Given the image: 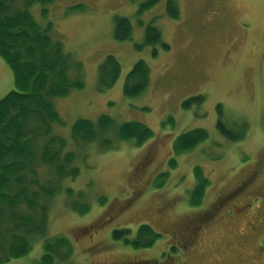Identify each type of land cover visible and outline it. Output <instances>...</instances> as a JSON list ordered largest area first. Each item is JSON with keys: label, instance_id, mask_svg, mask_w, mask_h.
Here are the masks:
<instances>
[{"label": "rangeland", "instance_id": "obj_1", "mask_svg": "<svg viewBox=\"0 0 264 264\" xmlns=\"http://www.w3.org/2000/svg\"><path fill=\"white\" fill-rule=\"evenodd\" d=\"M167 1L50 0L29 7L35 24L48 28L51 40L60 42L68 56L69 81L82 82L81 89L52 100L61 121L52 126V136L61 137L68 151L59 163L65 165L67 155L72 156L76 177H53L38 167L45 190L38 207H48L43 211L47 223L31 235L29 253L7 264L39 263L42 245L56 236L66 238L72 253L67 256L66 246L55 247L62 262L56 258L54 264H264V0H173L177 19L166 13ZM115 17L129 20V40L114 39ZM148 25L160 31V42L145 43ZM107 56L116 58L120 74L102 89L98 68ZM139 61L149 68V84L142 94L127 97L125 77ZM14 89L13 71L0 57V100ZM196 96L204 97L201 105L182 107ZM100 116L111 118L115 127L145 125L152 136L137 147L115 139L114 127L102 133L111 140L109 148L73 138L77 120L96 122ZM219 121L232 137L242 138L223 136ZM195 129L205 130L208 139L175 154V139ZM196 168L208 184L194 206ZM251 177L243 198L227 201L218 212L210 210ZM83 202L89 206L83 213L70 207ZM246 202L248 211L232 212V203ZM22 210L40 219L25 205ZM9 222L1 226L14 233L17 221ZM143 224L160 235L149 248L134 249L112 239L113 230L134 234Z\"/></svg>", "mask_w": 264, "mask_h": 264}, {"label": "trees", "instance_id": "obj_2", "mask_svg": "<svg viewBox=\"0 0 264 264\" xmlns=\"http://www.w3.org/2000/svg\"><path fill=\"white\" fill-rule=\"evenodd\" d=\"M39 1L47 4L50 0H0V57L8 64L14 74L15 89L0 100V264L25 257L30 249L33 235L40 225L45 226L47 218L43 207L39 211L38 201L44 193L40 181L38 167H46L49 174L76 177V167H72V156L67 155L65 165L60 164L61 154L65 151V142L56 134L52 136V126L61 121L53 108L52 100L65 97L72 89H81L82 82L69 81L66 70L68 56L64 53L60 42L52 41L48 28L37 26L28 12L29 7ZM166 13L172 19H177V11L173 0L167 1ZM145 43L160 42V31L148 25L144 29ZM130 22L124 17L114 18L113 36L117 41H126L131 37ZM163 48L168 49L166 44ZM120 74V65L115 57L107 56L98 68V81L102 89L111 87ZM149 68L144 61L137 62L126 75L123 93L127 97L142 94L149 84ZM203 96L190 98L182 103L184 109L191 105H201ZM219 116L221 105L217 106ZM170 124L172 118L168 119ZM167 121V122H168ZM114 122L107 116H100L96 122L77 120L72 127L74 139L97 141L104 147H111V140L102 137L104 132L114 128ZM115 139L132 142L142 146L152 136L151 130L139 123H124L115 127ZM218 131L231 140L241 139L242 136L232 137L222 122L217 124ZM208 139L207 132L195 129L180 134L174 142V153L188 152ZM68 152V151H65ZM174 160L170 161L173 166ZM197 186L191 193V205L200 204L208 180L200 168L195 169ZM52 183V182H51ZM49 190L48 197L53 196ZM72 195L70 190H66ZM46 194V193H45ZM26 206L30 213L36 212L40 219L33 214H24L22 207ZM74 211L83 213L89 206L73 203ZM46 209V210H47ZM15 219L17 221L14 233L9 227L2 228ZM37 219V220H36ZM9 222V223H10ZM17 230H23L17 234ZM11 234V235H9ZM112 239L134 249L149 248L154 245L160 235L150 226L143 224L132 234L130 229L112 231ZM52 243L42 245L43 254L37 264H54L56 260L55 247L66 246L67 256L71 248L64 236H56ZM57 263L62 260L57 258Z\"/></svg>", "mask_w": 264, "mask_h": 264}, {"label": "flooded vegetation", "instance_id": "obj_3", "mask_svg": "<svg viewBox=\"0 0 264 264\" xmlns=\"http://www.w3.org/2000/svg\"><path fill=\"white\" fill-rule=\"evenodd\" d=\"M252 180L253 178H248L246 179L245 181H243L242 183H240L236 188H234L233 190H231L228 194H226L225 196H223L222 199L220 200H216V202L214 203V206L215 208L214 209H211V211L213 212H218V209L221 208L222 206H224V204L226 205L227 201H229L227 204H230L232 201L235 202V200H239L241 198H243V196L245 195V193L247 192L248 188H250L251 184H252ZM249 203L247 204V202L245 204H241V206H236V204L232 203V207H233V213L235 212H239V213H242V212H246L248 211V208H249ZM210 212V211H209ZM230 212V211H228ZM231 215V213H230ZM209 216H207L206 218H208ZM205 218V219H206ZM208 220H205L203 223L205 224ZM202 224V223H201ZM250 226V231H254V224L252 225H249ZM197 233V228L194 229V236H193V239L196 237ZM169 252V251H168ZM165 254V253H164ZM140 263H152L154 264V261H143V260H139V261H135V262H131V261H128V260H125V261H121V262H118V263H110V264H140Z\"/></svg>", "mask_w": 264, "mask_h": 264}]
</instances>
